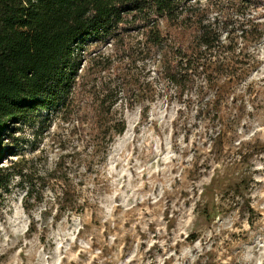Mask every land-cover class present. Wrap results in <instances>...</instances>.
Here are the masks:
<instances>
[{"label":"rangeland","instance_id":"obj_1","mask_svg":"<svg viewBox=\"0 0 264 264\" xmlns=\"http://www.w3.org/2000/svg\"><path fill=\"white\" fill-rule=\"evenodd\" d=\"M249 16L260 39L242 37V17L227 2L190 0L184 27L161 22L186 45L202 24L222 32L228 48L211 68L225 65L206 96L219 107L214 124L197 119L195 105L169 100L160 53L122 58L121 45L111 44L87 50L69 119L56 111L12 123L0 141L8 176L0 264H264V9ZM128 36L130 44L143 40L139 30ZM120 73L133 76L139 96L130 106L121 91L103 114L102 86L114 87ZM101 120L126 129L99 142Z\"/></svg>","mask_w":264,"mask_h":264},{"label":"trees","instance_id":"obj_2","mask_svg":"<svg viewBox=\"0 0 264 264\" xmlns=\"http://www.w3.org/2000/svg\"><path fill=\"white\" fill-rule=\"evenodd\" d=\"M189 1L0 0V141L10 133L14 122H31L38 114L56 111L69 119L77 112L85 54L92 46L107 44L117 48L121 45L122 58L136 54L147 59L160 53L156 57L158 79L164 83L169 100L184 102L187 108L195 105L197 119H209L214 124L220 117L219 107L215 99L206 96L217 83L215 73L225 65V60H219L218 68H211L212 57L228 48L222 32L213 24H202L193 42L186 45L161 25L164 21L168 27H184L187 18L182 17ZM210 1L232 3L242 17L238 29L246 40L263 36L260 23L254 22L256 16L249 15L251 11L263 10L264 0ZM131 30L143 34L138 45L128 41ZM132 77L120 73L114 87L110 81L103 84L100 103L102 107L109 103L103 114H110L121 91L130 106L134 104L141 88L137 89ZM125 129L123 121L109 124L101 120L97 138L100 142L109 135L110 142ZM7 177L0 168V186L7 184ZM241 185L242 181L233 184L234 194L241 193ZM31 195L29 189L25 195L28 210ZM64 196L65 192L62 197L57 194L61 200ZM204 213L210 215L209 210ZM33 225L34 222L30 231Z\"/></svg>","mask_w":264,"mask_h":264}]
</instances>
